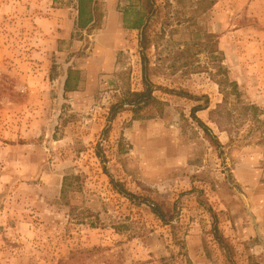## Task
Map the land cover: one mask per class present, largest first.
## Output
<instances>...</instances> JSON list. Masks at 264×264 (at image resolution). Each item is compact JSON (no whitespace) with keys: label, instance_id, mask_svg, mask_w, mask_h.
<instances>
[{"label":"rangeland","instance_id":"obj_1","mask_svg":"<svg viewBox=\"0 0 264 264\" xmlns=\"http://www.w3.org/2000/svg\"><path fill=\"white\" fill-rule=\"evenodd\" d=\"M209 1L156 0L147 53L162 112L108 122L117 95L141 88L138 31L119 11L130 0H97L79 32L51 21L58 1L0 0V264H264V0ZM68 66L77 86L63 91ZM226 78L228 131L208 117ZM205 101L195 116L216 144L190 113ZM102 165L171 223L115 193Z\"/></svg>","mask_w":264,"mask_h":264},{"label":"trees","instance_id":"obj_2","mask_svg":"<svg viewBox=\"0 0 264 264\" xmlns=\"http://www.w3.org/2000/svg\"><path fill=\"white\" fill-rule=\"evenodd\" d=\"M97 0H77V15L73 22V28L75 31H88L92 25L97 20V9H96ZM213 3V0L209 1ZM161 6L156 2V0H130V3L124 7H120L119 11L122 15L123 25L127 28L136 29L138 31V53L140 58V71H141V88L137 90L130 89L129 87L124 88L118 95L114 102H112L108 108L107 120L108 122L113 119L119 111L128 110L132 113V117H139L141 112L149 107L156 108L158 113L162 112V105L164 102L160 100L154 93V84L150 79V74L152 71L150 61L148 58L147 51L150 49L153 42L159 37L157 36L158 31L153 30L152 22L157 15H159ZM161 33V31H160ZM155 45V44H154ZM74 69L71 66H68L66 69V77L63 82L62 90L70 91L74 89L77 85L72 82V77ZM219 92L222 94V100L215 104V106L208 110V117L213 121L219 130L228 131L229 128L225 125H222V122L226 119H229L232 114V109L227 107L228 95L237 94L238 87L237 83L234 80H224L216 81ZM228 85L229 89L225 86ZM176 94L188 96L194 100H198V97L184 93V91L178 90L174 91ZM244 110H247L251 115H256L257 106L253 104H244L242 105ZM208 107L207 101L203 103H196L190 109L191 116L195 119L198 125L203 130L205 137L213 144H216V136L213 135L211 129L205 125L200 119L195 116V112L198 110L206 109ZM109 125L102 129L101 135L102 138L107 136V128ZM231 139V137H230ZM95 154L99 157L100 162L104 161V154L99 147V144L95 146ZM103 171L108 176V182L110 183L111 189L128 200L131 204L141 205L145 204L152 215L160 220L163 224H169L172 221V215H168L166 211L153 199L140 195L134 192H131L125 187L123 181L114 178L110 173L105 169V166L102 165ZM69 175H64L63 182L61 185V194L63 195L66 189V186L70 184ZM212 225L211 232L218 242H222L224 237L220 234V229L217 226V217L215 212H212ZM116 230H122L123 226L118 225L114 227ZM175 241L179 242L177 238ZM182 243V241H180Z\"/></svg>","mask_w":264,"mask_h":264},{"label":"crops","instance_id":"obj_3","mask_svg":"<svg viewBox=\"0 0 264 264\" xmlns=\"http://www.w3.org/2000/svg\"><path fill=\"white\" fill-rule=\"evenodd\" d=\"M57 1L59 2L58 4H60L62 8L55 10V11H52V12L56 16L59 15L60 18L52 17L51 21L55 22V23L57 21L67 23L68 29H71L73 27L74 19L77 15V9H76L77 0H72V2H69L70 0H52V2L54 4H56ZM61 1H62V4H61ZM110 16H111V14H110ZM66 69H67V67H66ZM65 77H66V72L64 74V78L62 81V86H63V82H64Z\"/></svg>","mask_w":264,"mask_h":264}]
</instances>
